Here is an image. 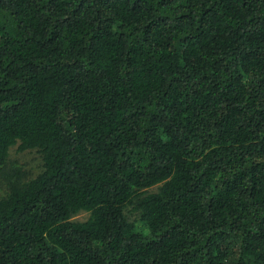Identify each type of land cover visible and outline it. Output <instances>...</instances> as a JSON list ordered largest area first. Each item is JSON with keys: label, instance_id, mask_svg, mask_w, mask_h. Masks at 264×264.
<instances>
[{"label": "trees", "instance_id": "1", "mask_svg": "<svg viewBox=\"0 0 264 264\" xmlns=\"http://www.w3.org/2000/svg\"><path fill=\"white\" fill-rule=\"evenodd\" d=\"M0 174V264H264V0H0Z\"/></svg>", "mask_w": 264, "mask_h": 264}, {"label": "rangeland", "instance_id": "2", "mask_svg": "<svg viewBox=\"0 0 264 264\" xmlns=\"http://www.w3.org/2000/svg\"><path fill=\"white\" fill-rule=\"evenodd\" d=\"M9 163L8 167H18L20 170L26 172V178L34 177L41 169V157L36 149L19 150L18 145L15 144L9 149ZM6 178L0 174V196L5 193L6 190ZM157 185L149 188V191H155ZM89 212L79 211L72 215L71 219L83 221L87 219ZM125 216L129 221H133L138 227H141V221L139 214L131 209L128 205L125 208Z\"/></svg>", "mask_w": 264, "mask_h": 264}]
</instances>
